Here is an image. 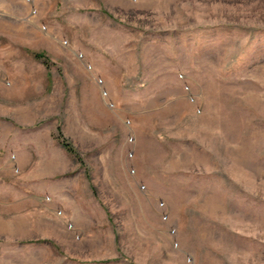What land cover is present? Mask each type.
Listing matches in <instances>:
<instances>
[{"label":"rangeland","instance_id":"rangeland-1","mask_svg":"<svg viewBox=\"0 0 264 264\" xmlns=\"http://www.w3.org/2000/svg\"><path fill=\"white\" fill-rule=\"evenodd\" d=\"M0 264H264V0H0Z\"/></svg>","mask_w":264,"mask_h":264},{"label":"trees","instance_id":"trees-1","mask_svg":"<svg viewBox=\"0 0 264 264\" xmlns=\"http://www.w3.org/2000/svg\"><path fill=\"white\" fill-rule=\"evenodd\" d=\"M36 58H40V56L35 55ZM42 59V58H41ZM43 63L46 64V60H43ZM56 139L58 140L59 144L62 146V148L69 154L71 155L74 159H76L78 162L81 161L78 153L76 150L73 148V146L62 136L59 128L56 130Z\"/></svg>","mask_w":264,"mask_h":264}]
</instances>
